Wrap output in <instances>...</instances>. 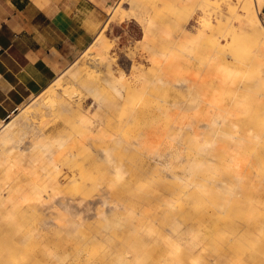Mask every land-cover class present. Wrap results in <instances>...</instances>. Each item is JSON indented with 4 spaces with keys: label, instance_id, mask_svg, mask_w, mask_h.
<instances>
[{
    "label": "rangeland",
    "instance_id": "rangeland-1",
    "mask_svg": "<svg viewBox=\"0 0 264 264\" xmlns=\"http://www.w3.org/2000/svg\"><path fill=\"white\" fill-rule=\"evenodd\" d=\"M208 2L218 14L215 20L204 13L202 10L204 5L199 0H118L107 11L104 22L108 20V25L103 28V22L102 28L96 34V37L103 38V43H106L107 47L99 50L98 45L94 44L90 48L88 46V49L86 48L74 63L60 73H64L60 80L62 86L60 88L64 87L69 94L77 95L75 99L78 96L81 97L79 107L72 104L71 108L64 109L57 104L60 98H54V100L49 98L55 95L47 89L52 81L43 91L28 99L3 122H11L10 128L6 130L10 141L6 143L11 145L10 151H13L6 152L5 149L9 146L5 144L7 147H4L5 145L0 144V178L9 172L12 175L17 172L18 175L13 176L15 186L29 188L33 175L37 172L42 173L39 169L40 162L50 153L49 148H35V145L39 146L41 139L44 138V142L53 146L58 142V135L71 138L70 141L64 139L62 147L53 146L55 161L60 166V163L65 164L67 160L61 157L64 147L72 144L78 147L81 144L80 141H75L81 130L83 135L91 136L92 139L87 141L93 145V147L88 146L81 153V160L86 162L87 173H81L82 182L78 186L83 185L87 190L81 194L78 186L70 184L66 187L65 193L70 197L81 195L91 200L106 191L110 204H118L119 215L118 218L109 217L106 221L103 220L104 218L97 215V211L103 208L101 205L89 211L92 217L88 219L83 218L82 214L69 218L68 214L59 210V219H55V223L60 227L52 226L47 231H43L41 225L43 218L35 212L28 211L30 205L28 202L22 205L16 204L12 209H4L0 205V264L11 254L17 255L16 257L22 256V264H44L41 263L43 258L56 260L52 255L59 254L62 250H65V253L63 261L59 264H163L167 261L168 246L165 240L155 238L156 235L159 232L169 234L171 228L174 231L172 235L176 236L180 233L185 235L188 226L197 220V216L204 215L202 209H205L207 203L202 201V197L208 193L205 186L199 187L201 184L199 176L203 177V174H207L213 181L222 178L229 170L227 167L230 164L219 163L216 157L218 143L217 146L211 147L209 153L211 156H207L213 160L212 162L205 161V157L201 155L185 156L188 160L186 159L187 162L183 165L187 167L188 179L178 181L166 177L161 169L169 162L165 160L169 158L167 156L169 151L176 146L175 138L178 134L181 135L180 142L186 147L185 152H189V149L194 147L195 137L187 128L188 123L183 119L189 117L190 124L194 125L200 121L201 113L196 106L190 107L194 103L193 96H187L184 89L161 86L151 88V83L153 74L159 68L168 71L166 68L168 60L179 55L176 49L178 34L182 25H186L187 19H190L187 27L191 31L194 30L197 20H209L208 25L212 24L213 27L223 21L225 13L219 10V6L225 10L226 1L208 0ZM229 2L232 6L233 0ZM259 16L261 18L260 9ZM208 25L205 27V32L211 29ZM188 28L187 30H190ZM231 33L230 39L226 40L233 42L234 45H240L242 36L238 34L236 37H231ZM95 55L104 57L99 65L91 63L90 58ZM176 63L183 64L180 59H177ZM74 68L81 70L82 79H86L85 82H79L74 76L67 75ZM178 69L183 73L181 68ZM193 70L195 65L191 73ZM103 77H108L110 81L103 83L102 86H90ZM135 81L143 84L148 94L142 96L145 101L142 107L130 109L128 106L130 100L134 99L136 91ZM86 86H90V90ZM60 91L57 92L60 93ZM65 97L63 96L62 100H65ZM54 101H57V105ZM172 101H176L181 107L179 114L181 118L173 111V108L166 113L157 111L170 107L169 104ZM185 101L187 102L183 103ZM143 110L147 112L144 113ZM97 115L103 120L101 125L103 130L100 132L89 129L90 121H92L90 118L96 119ZM133 115L134 118H132ZM173 126H180V130ZM239 127L242 128L241 123ZM64 129L65 131H62ZM22 143L36 144L34 147L32 144L28 146L29 151L27 145ZM127 143L130 145L129 148L125 147ZM153 147H157L159 154L163 156L159 161L150 158V149ZM95 149H104L107 160L97 161ZM17 155L20 156L17 157ZM16 158H20L19 161ZM13 161L19 163L16 165ZM254 161L256 166L261 165L259 159ZM15 169L16 172L13 171ZM166 174L173 175L174 170H168ZM62 175L60 171H49L48 177L39 179V184L42 185L41 181H43L51 185L56 180H61ZM0 183H2L0 186L6 185L3 178L0 179ZM178 186L180 187L177 189ZM182 187H185L190 194L186 201H182L183 198L178 192ZM154 192L157 197L154 196ZM249 193L259 202L257 196L261 193L260 189L259 191L243 190V194ZM242 200L244 197L239 202L226 207L237 210L238 214L231 213L237 220H234V223L240 225L243 219L260 213L264 214L262 202L253 206ZM181 202L187 204V207H184V210L187 209L186 216L177 215L178 211L175 210ZM111 218L117 219L121 224ZM254 218L243 224L248 225L249 229L253 226L261 227L263 234L240 233L245 240L252 241L250 247L243 249L246 256H243L244 261L241 264H264V218ZM186 219L188 221H185ZM128 221L134 222V231L131 230L129 234L124 231V225ZM106 223V232L110 236L106 233L102 235ZM61 229H67V234ZM87 229L92 240L84 245L83 232ZM40 232L45 233L43 238L37 239L36 236V239L32 240L22 239L24 234L37 235ZM194 232L191 234L194 235ZM202 233H205V230ZM129 235L137 239L131 240ZM140 240H142L141 244L138 243ZM177 243L180 247L176 253L180 254L183 242ZM13 244L17 247L16 251ZM191 255L197 256L196 253ZM248 255H256V258L252 260L247 258Z\"/></svg>",
    "mask_w": 264,
    "mask_h": 264
},
{
    "label": "bare ground",
    "instance_id": "bare-ground-1",
    "mask_svg": "<svg viewBox=\"0 0 264 264\" xmlns=\"http://www.w3.org/2000/svg\"><path fill=\"white\" fill-rule=\"evenodd\" d=\"M199 1L204 5L202 8L204 13L211 18L213 17L215 20L218 14L212 9V4H210L208 0ZM225 1V10L218 5L219 10L225 13L223 15V21H220L218 26L214 25L213 27L212 24L208 25L210 21L202 19L196 21L194 30L191 31V29L187 27L188 23L190 24V19H187L186 25H182L181 31L179 32L180 35L178 34L179 40L176 49L179 55L177 54L178 56L168 60L166 66L168 71L164 70V68H159L153 74L154 78L151 83V88H158L161 86L184 89L187 96H193L192 101L194 103L190 105V107L193 108L196 106L200 109L201 113L200 121L194 125L190 124L191 119L189 117L183 119L188 123L187 128L195 137L194 147L189 149V152H185L186 147L180 142L181 135L178 134L177 138H175L176 146L169 151L167 154L169 158L165 160L169 162L164 164L161 169L165 172L166 177L168 176L171 180L174 179L178 181H182L184 178L188 179L186 176L187 167L183 165L184 162L188 160L185 156L191 157L194 155H201L205 157V161L212 162L213 160L207 156H211L209 154L212 149L211 147L213 145L217 146L218 143L219 146L216 151V157H218L219 163L224 165L230 164L227 167L229 170L226 171L225 176L222 178L213 181L212 177L207 174H203V177L199 176L201 181L199 187L205 186L208 193L207 195L204 194V197H202V201L207 203V205L205 209H202L204 215L197 216V220H194V222L188 226V231L185 232V235L181 233L176 236L172 235V233H174L172 228L171 231L169 230V234H161V232H159V234L156 235L155 238L165 240L168 246L166 251L167 261L163 264H241L244 261L243 256H246L243 249L250 247L252 241L245 240L244 236L240 233L251 235H256L258 233L260 235L263 234L261 232V227L253 226L249 229L247 227L248 225L243 223L250 222L254 217V219H259V217L264 218V214L260 213L250 218L243 219L242 224L239 225L238 223H234V220L237 221L235 217V215L238 214L237 210L226 207H230L231 204L239 202L243 197L244 200L242 201L250 205L254 206L261 202V204L264 205V25L259 16L255 0H233L232 6L229 0ZM226 15L228 16L225 17ZM107 25L108 20L104 22L103 28ZM207 25L210 26L211 29L205 32V27ZM187 28L190 30H187ZM231 31L233 32L231 33ZM230 33L231 37H236L238 34L241 35L242 43L240 45H234L233 42L226 40L230 39ZM103 41V38L96 37L88 46L90 48V46L95 44V46L98 45L99 50L104 49L107 46ZM162 55L164 56V54ZM177 59H180L183 64L178 65L176 63ZM90 60L93 65H99L103 62L104 57L95 55L90 58ZM194 65L195 70L191 73ZM178 68H181L183 73H181ZM67 71L64 72L66 73ZM63 75L64 73L58 75L47 87L49 92L52 94L55 93V95H51L49 98L52 100H54V98H60L61 100H59L57 104L64 109L71 108L72 104L79 107L81 97L78 96L75 99L77 95L72 93L69 94L68 90L64 87L62 89L60 88L62 87L60 80ZM67 75L74 76L79 82L86 81V79H82L81 70L76 68L72 69ZM109 81L110 79L108 77L99 78L98 81L94 82V84L92 83L90 86H102L103 83H108ZM136 84V91L133 96L134 99L130 100L128 106L130 109L142 107L145 104L142 96L148 94L143 84L139 81H137ZM90 86L86 87L90 90ZM59 90H61L60 93L57 92ZM63 96H66L65 100H62ZM54 102L55 105H57V101ZM186 102L187 101L183 103ZM169 106L170 107L158 109L157 111L166 113L170 112V108H173V111L181 118L179 116L181 107L178 106L177 102L172 101ZM182 108L184 107L182 106ZM143 112L146 113L147 111L143 110ZM132 118H134V115ZM128 119L129 117L127 120ZM90 120L91 125L89 129H94L97 132L103 130V127H101L103 120L99 115L96 116V119L90 118ZM10 123L11 122H5L0 128L1 145H5L7 141H10L8 138L10 136L6 131L10 128ZM240 123L242 124V128L239 127ZM173 127L180 130V126ZM83 129L85 131L87 130L85 128ZM62 131H65V129ZM82 132L83 131L79 130L78 139L75 140L81 143L78 147L72 144L64 147V151L62 150L63 154L61 157L63 160H67L65 164L60 163V166L55 161L56 157L53 155V146L59 145L62 147L64 145L62 141L64 139L65 141H70L71 138L58 135V142L53 146H49L48 142H44V138L41 139V143L39 146L35 145V148H49L48 152H50L48 153V157L40 162L39 169H41L42 173L34 172L36 174L33 175L32 184L29 185V188H20L13 183L15 182L13 181V176L15 177L17 174L16 169L13 170L16 172L14 175L6 171L8 174L0 178H3L6 184L5 186L3 185L4 187L2 185L0 186V205H2L4 209H12L16 204L22 205L24 202H28L30 204L28 206V211L31 213L35 212L43 218L41 221L43 231H47L52 226L60 227V225L55 223V219H59V210L68 214L69 218L77 217L82 214L83 218L88 219L92 217L89 211L101 205L103 208L97 211V215L104 218L103 220L106 221L109 217L118 218L119 206L118 204H110L107 198L108 196L106 195L108 192L106 191L91 200H87L81 195L70 197L65 193V189L68 185L72 184L78 186L81 184V173H87L86 162L81 160V153L84 152L88 146L93 147V145L90 141H87L92 139L91 136H87L86 134L83 135L84 133L82 134ZM31 144L23 145H27L29 149L28 146ZM34 144L36 143L32 144L33 147ZM7 146L9 145L7 144ZM7 146L5 145L4 147ZM10 146L5 149L6 152L11 150ZM4 147L1 148L4 149ZM125 147L129 148L130 145L127 143ZM150 150L149 155H151V160L159 161L163 157L162 154H159L157 147H153ZM18 153L20 154V152ZM95 153L97 161L102 162L103 160H107L106 151L104 149H95ZM20 155H17V157ZM16 159L18 160L20 158ZM258 159L261 165L256 166L254 160ZM14 162L15 164L19 163L13 161V163ZM22 167L23 165L21 168ZM17 168H19V166H17ZM52 170L62 172V183L61 180H56L49 185L41 181L42 185H40L39 179L48 177L49 171ZM168 170H174V174H166ZM27 171L29 172L28 169ZM23 175L25 174L23 173ZM36 180L38 182H36ZM60 183L61 186H59ZM185 185L188 186V184ZM78 187L80 188L81 194L87 190L83 185L82 187ZM179 187L180 186H178L177 189ZM244 189L246 191H259L260 189L261 193L257 196L259 202L258 200L256 201L254 196L250 195L251 193L248 195L243 194ZM178 192L183 198L182 201H186L190 196L189 192L185 190V187L180 188ZM154 194V196L157 197L156 192H154ZM172 202V198H170V203ZM178 205L180 206H176L175 208V210L178 211L177 215L186 216L187 209L184 210V207H187L186 202L178 203ZM113 220L121 224L117 219ZM185 221H188V219ZM106 228L107 223L105 224V228L103 229L104 233H102V235L106 233L110 236V234L106 232ZM131 230L134 231V222L128 221L124 225V231L129 234ZM203 230H205V233H202ZM61 231L66 233L67 229H61ZM193 231H195L194 235L191 234ZM36 236L37 239H40L43 238L42 236H45V233L40 232L37 233V235L24 234L22 239L27 238L32 240L36 239ZM129 238L131 240L137 239V237L130 235ZM89 240L91 241L92 238L88 235L87 229L83 232L84 245H86ZM177 242H183L180 248V254L176 253L180 247V244ZM138 243L141 244L142 240ZM13 246L16 251L17 247L14 244ZM64 253L65 250H62L59 254H53L52 256H54L56 260L45 257L41 260V263L45 264L51 262L59 264L63 261ZM193 253H196L197 256L191 255ZM16 256L17 255L11 254L1 264H22L21 260L23 257ZM247 258L254 260L256 255H248Z\"/></svg>",
    "mask_w": 264,
    "mask_h": 264
},
{
    "label": "crops",
    "instance_id": "crops-1",
    "mask_svg": "<svg viewBox=\"0 0 264 264\" xmlns=\"http://www.w3.org/2000/svg\"><path fill=\"white\" fill-rule=\"evenodd\" d=\"M117 1L0 0V128L74 63Z\"/></svg>",
    "mask_w": 264,
    "mask_h": 264
}]
</instances>
